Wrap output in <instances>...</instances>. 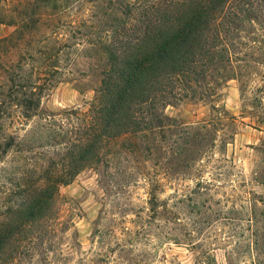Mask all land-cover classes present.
Wrapping results in <instances>:
<instances>
[{
  "label": "rangeland",
  "instance_id": "rangeland-1",
  "mask_svg": "<svg viewBox=\"0 0 264 264\" xmlns=\"http://www.w3.org/2000/svg\"><path fill=\"white\" fill-rule=\"evenodd\" d=\"M169 1L0 0V224L13 229L0 264H264V0H233L196 90L160 80L138 133L99 144L61 185L107 49L140 34L143 5Z\"/></svg>",
  "mask_w": 264,
  "mask_h": 264
},
{
  "label": "trees",
  "instance_id": "trees-1",
  "mask_svg": "<svg viewBox=\"0 0 264 264\" xmlns=\"http://www.w3.org/2000/svg\"><path fill=\"white\" fill-rule=\"evenodd\" d=\"M232 1L170 0L166 6L143 5L142 19L145 22L140 34L136 38L130 36L129 42L119 48L107 49L109 64L97 104L92 110L87 141L71 158L73 170L62 178V186L71 184L78 172L93 162L92 154L98 153L99 144L122 136L124 131L138 133L142 122L134 114L138 115L141 107L157 105L160 97L153 94L160 80L172 76L176 78L175 83L183 84L190 91L192 82L197 83L200 77H204L209 69L205 65L215 57V36L218 39L228 36V18L220 22L219 18ZM223 52L218 54L221 63L227 61L225 48ZM52 187L55 189V185ZM45 196L43 194L36 200L30 217L34 218L42 211ZM12 235V228L0 224V260Z\"/></svg>",
  "mask_w": 264,
  "mask_h": 264
}]
</instances>
